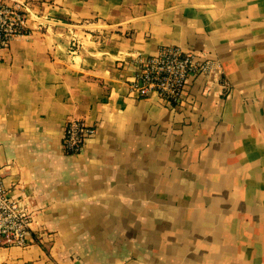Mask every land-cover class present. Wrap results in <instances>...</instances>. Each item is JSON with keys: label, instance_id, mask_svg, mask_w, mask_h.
<instances>
[{"label": "crops", "instance_id": "obj_1", "mask_svg": "<svg viewBox=\"0 0 264 264\" xmlns=\"http://www.w3.org/2000/svg\"><path fill=\"white\" fill-rule=\"evenodd\" d=\"M4 1L30 33L0 50V180L36 241L0 264H264V0ZM164 47L215 63L181 104L128 84Z\"/></svg>", "mask_w": 264, "mask_h": 264}, {"label": "built area", "instance_id": "obj_2", "mask_svg": "<svg viewBox=\"0 0 264 264\" xmlns=\"http://www.w3.org/2000/svg\"><path fill=\"white\" fill-rule=\"evenodd\" d=\"M30 33L28 16L20 2L0 0V50ZM137 68L129 78L130 90L140 97H153L171 104H181L187 80L192 74H209L215 70L212 60H199L180 47H164L157 54L138 56ZM96 132L95 126L82 119H71L64 128L63 150L79 152ZM35 213L25 200L11 195L0 180V248H26L36 241ZM40 240V239H39Z\"/></svg>", "mask_w": 264, "mask_h": 264}]
</instances>
